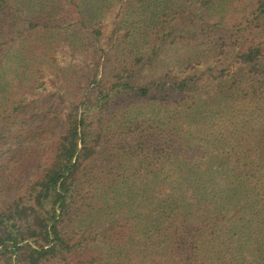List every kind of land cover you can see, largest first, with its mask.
Segmentation results:
<instances>
[{
	"label": "trees",
	"instance_id": "16d2710c",
	"mask_svg": "<svg viewBox=\"0 0 264 264\" xmlns=\"http://www.w3.org/2000/svg\"><path fill=\"white\" fill-rule=\"evenodd\" d=\"M0 264H264V0H0Z\"/></svg>",
	"mask_w": 264,
	"mask_h": 264
},
{
	"label": "rangeland",
	"instance_id": "374dc122",
	"mask_svg": "<svg viewBox=\"0 0 264 264\" xmlns=\"http://www.w3.org/2000/svg\"><path fill=\"white\" fill-rule=\"evenodd\" d=\"M106 31H109V29L107 28Z\"/></svg>",
	"mask_w": 264,
	"mask_h": 264
}]
</instances>
